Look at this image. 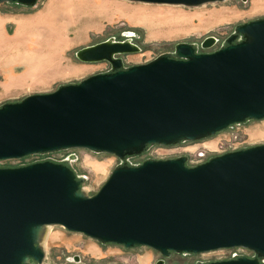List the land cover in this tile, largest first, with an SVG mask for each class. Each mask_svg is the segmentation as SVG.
I'll list each match as a JSON object with an SVG mask.
<instances>
[{"label":"water","instance_id":"water-1","mask_svg":"<svg viewBox=\"0 0 264 264\" xmlns=\"http://www.w3.org/2000/svg\"><path fill=\"white\" fill-rule=\"evenodd\" d=\"M133 1L197 6L220 0ZM216 41L207 36L200 46ZM196 46L178 42L172 52L124 67L117 54L139 47L105 40L75 56L105 60L108 71L0 104V160L85 148L123 161L93 194L81 187L86 176L69 166L75 154L65 162L0 167V264H43L48 225L102 244L148 246L163 256L242 247L253 256L198 264H264V144L194 165L185 155L125 161L150 145L200 140L264 118V17L237 24L213 51Z\"/></svg>","mask_w":264,"mask_h":264},{"label":"rangeland","instance_id":"rangeland-1","mask_svg":"<svg viewBox=\"0 0 264 264\" xmlns=\"http://www.w3.org/2000/svg\"><path fill=\"white\" fill-rule=\"evenodd\" d=\"M259 17H264V0H220L197 6L133 0H36L30 6L1 2L0 104L32 93L50 92L59 85L110 69L105 60H79L75 53L80 48L109 39L127 40L139 47L136 52L117 54L127 67L172 52L178 42L196 44L197 52L213 51L237 24ZM26 24L34 27L27 29ZM207 36H214L217 41L211 47L201 48L200 42ZM256 144H264V118L233 124L200 140L150 145L125 161L138 164L147 158L185 155L186 163L194 165L222 153L229 145L242 148ZM71 154L76 158L69 166L77 175L86 176L81 187L88 194L95 193L111 170L123 162L111 153L70 148L1 159L0 167L42 160L65 162ZM233 252L253 256L251 250L241 247L163 256L148 246L102 244L83 233L52 225L43 264H156L160 259L162 264H198L227 259L224 257Z\"/></svg>","mask_w":264,"mask_h":264},{"label":"bare ground","instance_id":"bare-ground-1","mask_svg":"<svg viewBox=\"0 0 264 264\" xmlns=\"http://www.w3.org/2000/svg\"><path fill=\"white\" fill-rule=\"evenodd\" d=\"M32 26H33V24H26V27H27V29L29 28H32ZM34 27V26H33ZM50 36H51V38L53 37V35L52 34H50ZM49 36V37H50ZM51 227L52 226H46L45 227V229H44V233H43V235H42V238H41V242H42V244H43V246H44V249H45V244H46V240H47V238H48V235H49V232H50V230H51Z\"/></svg>","mask_w":264,"mask_h":264},{"label":"built area","instance_id":"built-area-1","mask_svg":"<svg viewBox=\"0 0 264 264\" xmlns=\"http://www.w3.org/2000/svg\"><path fill=\"white\" fill-rule=\"evenodd\" d=\"M239 147H233V146H231V145H229V147L228 148H226L225 150H223L222 151V153L223 152H226V151H230V150H235V149H238ZM241 148V147H240ZM242 248V247H241ZM244 249H246V248H244ZM248 250V249H247ZM240 255H242V254H239V253H237V252H233V253H231V255H229V256H227V257H224V258H231V257H234V256H240ZM223 259V258H222Z\"/></svg>","mask_w":264,"mask_h":264},{"label":"flooded vegetation","instance_id":"flooded-vegetation-1","mask_svg":"<svg viewBox=\"0 0 264 264\" xmlns=\"http://www.w3.org/2000/svg\"><path fill=\"white\" fill-rule=\"evenodd\" d=\"M172 253V252H171ZM160 260H162L163 261V259H160Z\"/></svg>","mask_w":264,"mask_h":264}]
</instances>
